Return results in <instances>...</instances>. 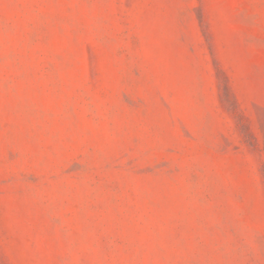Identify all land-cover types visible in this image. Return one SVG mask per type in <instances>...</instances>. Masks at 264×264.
<instances>
[{
	"label": "rangeland",
	"instance_id": "374dc122",
	"mask_svg": "<svg viewBox=\"0 0 264 264\" xmlns=\"http://www.w3.org/2000/svg\"><path fill=\"white\" fill-rule=\"evenodd\" d=\"M0 264H264V0H0Z\"/></svg>",
	"mask_w": 264,
	"mask_h": 264
}]
</instances>
